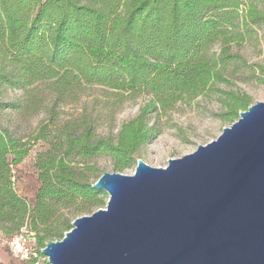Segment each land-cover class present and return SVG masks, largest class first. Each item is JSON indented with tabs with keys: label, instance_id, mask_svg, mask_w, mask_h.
I'll return each mask as SVG.
<instances>
[{
	"label": "trees",
	"instance_id": "16d2710c",
	"mask_svg": "<svg viewBox=\"0 0 264 264\" xmlns=\"http://www.w3.org/2000/svg\"><path fill=\"white\" fill-rule=\"evenodd\" d=\"M263 24L264 0H0V98L5 89L25 91L46 82L59 99L82 86L128 98L150 96L116 142L94 139L88 128L52 143L36 164L41 185L33 204L19 195L13 179V167L29 156L30 143L0 127V233L10 238L26 228L41 247L62 240L73 228L61 221L64 211L82 212L84 204L99 203L104 195L85 176L89 162L107 156L117 171L132 166L156 134L148 115L227 82L225 72L242 62L232 47ZM262 76L264 84V71ZM227 96V115L234 121L251 99ZM4 106L14 108L0 101ZM46 139L43 130L33 140Z\"/></svg>",
	"mask_w": 264,
	"mask_h": 264
},
{
	"label": "water",
	"instance_id": "95a60500",
	"mask_svg": "<svg viewBox=\"0 0 264 264\" xmlns=\"http://www.w3.org/2000/svg\"><path fill=\"white\" fill-rule=\"evenodd\" d=\"M106 208L47 243L49 264H264V102L165 168L92 186Z\"/></svg>",
	"mask_w": 264,
	"mask_h": 264
},
{
	"label": "rangeland",
	"instance_id": "374dc122",
	"mask_svg": "<svg viewBox=\"0 0 264 264\" xmlns=\"http://www.w3.org/2000/svg\"><path fill=\"white\" fill-rule=\"evenodd\" d=\"M218 49L215 47V51ZM232 51L242 57V62L238 63V70L231 68L225 72L227 82H215L198 96H185L171 110L149 114L147 125L156 134L136 153L132 166L117 171L110 157H96L89 162L90 170H85L88 181L96 183L105 173L133 175L139 160L154 168H165L170 159L183 158L194 153L199 146L217 140L225 128L239 119L241 112L236 120H229L225 105L228 93L248 96L250 106L264 102V84L259 81L264 71V24L257 27L256 34L247 42L234 45ZM149 100L147 94L128 98L99 86L75 88L59 99L48 82L25 91L5 89L0 101L4 105H14V108H0V127L13 137L30 143L29 156L13 167L15 189L19 195L33 204L41 185L36 164L41 156L52 150V143H58V139L65 135H81L88 128H91L94 139L116 142L123 125L135 120ZM43 130L47 139L33 140ZM103 193L99 203L84 204L82 212L64 211L61 221H70L72 225L77 218L106 208L109 196ZM0 263L21 264L1 244Z\"/></svg>",
	"mask_w": 264,
	"mask_h": 264
},
{
	"label": "built area",
	"instance_id": "2783aa9c",
	"mask_svg": "<svg viewBox=\"0 0 264 264\" xmlns=\"http://www.w3.org/2000/svg\"><path fill=\"white\" fill-rule=\"evenodd\" d=\"M0 244L6 247L11 255L20 262L32 264L48 262L43 251L46 246L41 247L36 235L26 228L10 238H6L0 233Z\"/></svg>",
	"mask_w": 264,
	"mask_h": 264
}]
</instances>
